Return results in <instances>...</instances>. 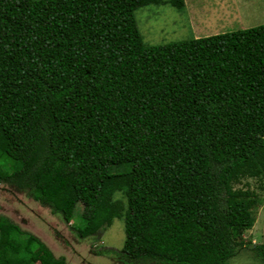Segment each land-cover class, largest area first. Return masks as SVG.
I'll list each match as a JSON object with an SVG mask.
<instances>
[{"label": "trees", "instance_id": "16d2710c", "mask_svg": "<svg viewBox=\"0 0 264 264\" xmlns=\"http://www.w3.org/2000/svg\"><path fill=\"white\" fill-rule=\"evenodd\" d=\"M139 1L0 0V183L64 222L78 203L91 243L121 192L119 264L264 263L232 186L264 175V23L147 45ZM32 261L64 264L0 216V264Z\"/></svg>", "mask_w": 264, "mask_h": 264}, {"label": "rangeland", "instance_id": "374dc122", "mask_svg": "<svg viewBox=\"0 0 264 264\" xmlns=\"http://www.w3.org/2000/svg\"><path fill=\"white\" fill-rule=\"evenodd\" d=\"M132 11L143 43L152 45L253 26L264 21V0H140ZM4 147L0 136V150ZM232 186L247 191L249 198L255 200L250 207L253 222L244 232L245 240L264 243V175L241 176ZM123 204L121 192L114 191L109 204L112 221L98 240L91 243L82 236L78 203L73 217L64 222L24 191L18 192L0 183V216L18 225L23 232L37 236L53 257L62 258L64 264H119L117 257L105 250L122 246ZM39 254L40 250L36 249L35 255ZM229 264L264 263L239 254Z\"/></svg>", "mask_w": 264, "mask_h": 264}, {"label": "clouds", "instance_id": "9594fccd", "mask_svg": "<svg viewBox=\"0 0 264 264\" xmlns=\"http://www.w3.org/2000/svg\"><path fill=\"white\" fill-rule=\"evenodd\" d=\"M262 23H264V21H261V22H257L256 24H254L253 26H256V25H259V24H262ZM249 27H251V26H249ZM247 28V27H246Z\"/></svg>", "mask_w": 264, "mask_h": 264}]
</instances>
